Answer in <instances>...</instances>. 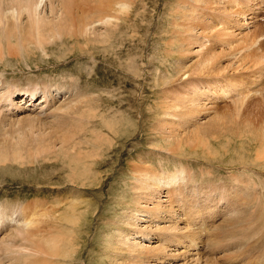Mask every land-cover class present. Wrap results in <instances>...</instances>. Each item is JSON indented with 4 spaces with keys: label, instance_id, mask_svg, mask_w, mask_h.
I'll return each instance as SVG.
<instances>
[{
    "label": "rangeland",
    "instance_id": "1",
    "mask_svg": "<svg viewBox=\"0 0 264 264\" xmlns=\"http://www.w3.org/2000/svg\"><path fill=\"white\" fill-rule=\"evenodd\" d=\"M70 1L78 7L83 5L80 8L85 12H89L93 7L94 9L96 7V11L105 8L104 4L100 5L105 0H92L91 3L89 0V4L85 2L87 0H83L84 3L82 0L80 2L77 0L78 3L76 0ZM127 1L129 6L132 5L127 10L129 12L121 13L123 16L119 14L118 21L115 19L114 23L117 21L115 24H119L118 27H115V24L111 25L110 34L109 31L105 33L109 28L100 27L106 34H102L101 37H107L106 39L100 37V45L99 42L97 46L90 42L88 44L81 36L72 38L61 36L55 39L56 41L53 40L52 44L44 45L49 51L48 57H42L38 54L40 50L38 52L37 49V53L29 55L31 56L29 59L6 60L5 64L0 60V72L6 85L19 83V87H27L33 80H42L46 75H49L47 79L52 77L53 83L61 84L69 82L72 76L69 83L73 88H77L76 93L80 97L77 96V100L76 95L74 97L77 105L75 109L81 113L79 118L72 117L73 113L68 117L65 115V118L58 115V119L62 118L59 121L61 123H57L51 130L37 126V132L46 129L40 134L46 141L58 139L60 142L63 140L62 137L68 138L66 150L54 153L45 160L36 154L26 158L24 162L18 160L21 164L16 161L0 162V210H4L2 214L9 215V220L5 224L9 226L4 228L6 230L3 232L16 230L21 226L19 223L24 220L35 221L44 214L45 217L40 219L36 232L47 231L48 235L64 238H70L71 234H75L77 238L74 236V242L77 243V247H81L73 258H61L58 264H111L113 251L111 252L109 248V240L116 234L118 222L125 209L131 207L132 193L129 192L128 186L132 181L134 166L136 168L139 161H142L160 170V173L174 172L185 167L184 170L188 171L200 186L204 184L211 187H227L230 199L227 209L222 207L223 212L215 215L212 223L206 227V232H201L200 222L195 223L196 231L203 234L201 245L203 252L201 250L200 260L194 264H264V154L259 155L261 158L258 167L252 164L257 158L255 156L257 149L261 147L259 151L264 153V140H261L262 137L264 139V92L256 94L257 90L264 87V42L259 38L264 31V4L261 8L264 0H261L260 4L262 10L257 7L256 0H250L252 8L248 10H254L251 11L253 16L249 19L255 21V26L245 29L243 34L238 33L245 17H239L237 14H233L230 17V24H226L231 30H224L225 28L222 29L220 26L222 24L219 21L227 14L220 3L223 0H209L206 4L198 0ZM238 2L246 11L249 3L244 0ZM208 6H212V9ZM193 11L199 13L203 19H210L208 23L212 24L206 25L198 20V17L191 20L189 14ZM257 13L260 15L259 20H251L257 17ZM126 14L128 16H125ZM197 20L203 26H200ZM185 25L187 29H183ZM207 26H211L212 29ZM235 26L239 27L238 31H235ZM195 27L202 29L200 34L193 31L196 30ZM217 28H220V32ZM221 29L227 31L229 35L232 33L230 38L228 33L226 35L228 38H223L226 36L221 33ZM256 30L257 34L253 37ZM216 32L220 33L222 40L225 39L227 44L224 41L220 42L221 39ZM186 41L190 42V46ZM185 45L192 48L188 50L189 53L186 52ZM197 49L200 52L193 53ZM190 52L198 54L190 57ZM203 55L215 56L213 64L208 66L211 71L206 74L192 71L183 79L182 72H186L181 69L183 65H190L189 69L191 64L201 63ZM32 56H36L35 59ZM13 81H16V84ZM230 88L244 90L237 97L239 103L229 95ZM197 90L202 94L200 100H209L214 105L212 116L205 122L206 126L210 125L214 115L229 116L228 121L225 119L219 122L233 121L234 124L227 125L233 126L235 133L228 132L215 137L212 131L206 133L196 130L198 124L193 121L195 118H191L194 123H190L193 124L191 125L193 132L189 136L183 135L181 138L178 136L176 138L178 141L174 140L175 142L171 144L161 138L158 140V136L152 130L165 112L161 106L172 105L183 99L191 100V97H196ZM240 102L244 103L242 107ZM179 104L187 105L182 101ZM7 110L8 106L0 107L2 112ZM92 110L96 111L95 118L88 116L87 111ZM244 110L250 114L249 121L244 120ZM184 114L182 115L185 117ZM52 117L54 116L45 118ZM27 122L28 126L32 123L29 120ZM179 125H185V122ZM0 126H5L7 128L5 129L11 132L19 129V126L12 123H0ZM71 126L80 128L76 131L79 134L76 132L68 134L71 137L76 135V138H69L66 135L67 131L72 132ZM21 127L25 128L24 125ZM255 129L256 132L261 131L257 133L258 137H261L259 141H255L256 138L248 133ZM169 144L173 147H168ZM71 157L74 159L77 157L80 161L76 164L82 166L77 165L78 168L76 164H70V161H73ZM77 160L73 163L78 162ZM141 166L143 167V163ZM244 166L255 167V172L244 169ZM71 167L77 168L75 171L81 170L82 178H71L69 175L72 172ZM237 179L242 180V183L237 182ZM238 186H244L245 193L239 191ZM211 196L218 200L217 192L213 191ZM71 205H77L78 213L83 214L80 223L82 228L76 227L71 230L69 223L62 220V216L66 212L69 213ZM5 207L8 209L5 210ZM51 213H54L58 220L54 222L47 219L46 215ZM186 217L185 213L184 218ZM209 229L211 231H208ZM18 242L20 243L21 239ZM2 245L0 244V262L6 259L8 252ZM23 245L28 247V242L23 241L21 246ZM37 245L39 246L38 242ZM148 257L145 264H160L151 261L153 260L151 256ZM168 260L164 259L163 264L175 263L172 259ZM177 261L176 264L186 263L182 256ZM10 262L13 261L6 263ZM20 262H24L23 259L18 263L21 264ZM27 262L37 264L38 259L36 256L31 257ZM123 262L129 264L125 259L121 264Z\"/></svg>",
    "mask_w": 264,
    "mask_h": 264
},
{
    "label": "bare ground",
    "instance_id": "2",
    "mask_svg": "<svg viewBox=\"0 0 264 264\" xmlns=\"http://www.w3.org/2000/svg\"><path fill=\"white\" fill-rule=\"evenodd\" d=\"M78 1L80 2V0ZM78 1L76 0L75 2L78 3ZM91 1L92 0H90L89 2V0H87L85 2L91 3ZM198 1L204 2L205 4L209 3L208 2L209 0H198ZM256 1H257L256 5L260 9V4L262 1L261 0H256ZM93 2H97V1H93ZM103 2L99 4L100 5L104 4L105 5L104 9L101 8V9H97L96 11L95 10L96 7L94 9V7L91 6L93 7L95 12H93V9L90 10L92 12L90 11L85 12L83 11V9L80 8L83 6L82 4H81L82 6L78 7L75 5L73 1L70 0H68L67 2H64L63 0H0V60H2L4 62L3 64H5L6 60L16 61V59L19 60V58L29 59L31 57L29 55H31L32 53H34L35 55L37 53L36 52L37 49L38 52L40 50L38 54L42 55V57L44 58L46 56L48 57L49 51L45 47L47 46L46 44L48 43L52 44L53 40L56 41L57 38H61V36L62 37L69 36L70 38L74 36H81L84 41H88V44L90 42L96 45L99 42L100 45L101 44L100 37L102 36V34L108 33V31L110 34L111 25L118 23L117 21L118 19H120V16L119 17L117 16L123 12H126L132 5L130 4L129 6L128 4L129 2L127 0L126 1L105 0V2L104 3ZM244 2L249 3L248 4L249 6H246V11L243 8V6L238 2V0H223L220 2L223 5L224 10L227 12V14L225 13L226 15L224 16V19L222 17L221 18L222 20L219 21L222 24L220 25L222 29L224 28H225L224 30L229 29L226 24L228 23L230 24V17H232L233 14H237L239 17H243V18L245 17L244 22L240 24L242 27L241 28L242 33L239 30L240 33L238 34H243V31L245 29H249L250 27L255 26L254 24L255 21L252 22L249 19V17L253 16L252 15L253 12L251 11L254 10V9H251L250 11L248 10V8H252L250 0H244ZM218 3L219 2H217V5ZM263 4L264 2H262L261 8ZM84 6L86 5L84 4ZM89 8L87 9L89 10ZM210 8L212 9V6ZM180 9L182 8L180 7ZM249 13L251 15H248ZM127 14L125 16H128ZM123 15L121 14V16ZM246 16L248 18H246ZM189 17L191 20L198 17L197 19L198 20L200 19L201 22L206 25L208 22H210V19L208 20L203 19L200 16V14L196 13L195 11H193V13H190ZM259 17L260 15H258L257 13V17H254L253 19L251 18V20L254 19L259 20ZM115 19H117V21L114 23ZM198 20L197 22L199 23ZM189 22L192 21H188V23ZM194 22L197 23L196 21ZM236 22H234V24H236ZM211 24L208 23V25ZM117 25L119 26V24H115V27ZM102 26L104 27L106 26V28L109 27L110 28L109 30L107 29V32L103 33L104 31H101L100 28ZM185 26L186 27L183 29H187V25ZM200 26L203 25L201 24ZM104 27H102V29ZM115 27L113 28V30L115 29ZM190 27L188 29H190ZM209 28H211V26ZM195 29L196 30L193 31L198 32L200 34V31L202 29L199 30L196 27ZM219 29L217 28L218 32H220ZM222 29H221V33L223 32V34L226 36L228 32ZM238 29L239 27L235 26V31H238ZM218 32H216V34L218 35V37H220L221 39V40L219 39L220 42L228 38L227 36L226 37L223 36V38L225 39L222 40V37L221 35H219L220 33ZM234 33L235 32H233V34ZM231 34L229 35L228 33L229 38ZM256 34H257V30L256 33L253 35V37ZM262 34L264 35V31L262 32ZM263 35H260L259 38H261V40L264 42ZM103 37L105 38L106 36ZM103 37L101 38L103 39ZM247 40L249 39L247 38ZM189 43H187L186 41L187 45H189ZM187 45H185L187 47L185 48L187 51L184 50L186 52L192 49L191 47L188 48ZM59 49L62 51L61 48ZM196 51L200 52L199 49H197L194 50L193 53ZM50 52L53 53V51ZM185 54L187 55V53ZM195 54H192L190 52L189 55L191 57V55H195ZM32 57L33 59H35L36 56H32ZM213 57L215 58L214 55L204 56L201 63H197L196 65L191 64V67H189V69L188 66L190 65L188 66L183 65L181 69H183V71H186L184 73L182 72V76H184L183 79H185L186 76H189L192 73V71H201V74H206L207 72L211 71V69L208 68V66L213 64V60H214ZM181 69H180V74H181ZM2 76L3 75L0 72V107L7 108L8 106L9 110L5 112L0 111V123H12L14 125L16 124L17 126H19V129L17 131L11 132V131H7L6 130L7 128L5 126L2 127L0 126L1 127L0 128L1 129L0 162L16 161V163H19L18 160H22V162H24L26 158L32 157L36 154L38 155V157L45 160L46 158L49 159L48 157H51V155L54 153L55 154L58 152L61 153V151H63L64 149L66 150V148L68 147V145H66L67 140H69L68 138L62 137L63 140H61L60 142H58V139L52 141H46L43 139L42 135L40 136V134H42V132L45 131L46 129L51 130L52 127L56 126L57 123L59 124L61 123L59 121H61L62 118L61 119L59 118L60 119L59 120L57 117L58 115L60 117L63 116L64 118L66 116L67 117L70 116V114L72 113L73 114L71 116L74 118H76V116L77 117L81 116V113L75 109L77 105L75 104L74 97L76 95V100H77L78 90L76 87L73 88L71 86V83H69L72 76L68 80L69 82L56 84L52 82V77H50V79H47L49 75H46L45 78L42 80H38V79L33 80L28 84V86L26 85L27 87H21V86L19 87V83L16 84L15 83L16 81L15 82L13 81L16 85H13V83H11L12 85H9L10 83L6 85L7 83L4 84V81L2 80ZM224 79H226V77ZM33 83H35V85H33ZM229 90L231 91L229 95L232 96V99H234V101H236L238 99L237 97L241 95L244 91L242 90V88L241 89L230 88ZM260 91L264 92V87H262V89L257 90L256 94L257 92L259 93ZM72 93H74V95ZM232 93L234 95H232ZM195 95L196 97H191V100L183 99V100H179L178 103L172 105L164 104L165 106L164 105L163 107L161 106V109L165 112L163 113V116H160L156 127L153 128L152 130V132H155V134L158 136L157 137L158 140H160L161 138L162 140L171 144L174 140L178 141L176 140L178 136H180L179 138H181V136L183 135L189 136L193 132V129L191 130V125L193 124L190 125V123L192 122L191 118L193 119L195 118L193 121L198 124V125L195 124L196 127H198L196 130L206 131V133L208 131H212L215 137H217L218 134H224L228 132L235 133L233 126L227 125V123L234 124L233 121H229L226 123L219 122V121H224L225 119L229 118V116L224 117L221 116L220 114L214 115V119L210 121V125L206 126L205 122L209 120L210 117L212 116L211 113L213 112L214 105L209 100L206 99L200 100L199 97H201L202 94H199L198 90ZM180 101H182V103H186L187 105L185 106L184 104H179ZM87 113H89L88 116L91 118H95L96 116V111L94 110H92L91 112L87 111ZM183 113L186 114L185 117L182 115ZM4 115H6V117ZM46 116L48 117L54 116V117H52V119H47L45 118ZM238 116H240V111H238ZM243 116H244V120L249 121L250 114L247 111L244 110ZM27 120H29V122H32L29 126ZM226 121H228V119ZM181 122H185V125L182 126L179 125ZM128 123L130 122L128 121ZM177 124L181 126V128ZM22 125H24L25 128L21 127ZM256 125H258V122L256 123ZM37 126L38 128L39 126L40 127L44 126L46 127V129L42 131L40 129V131L37 132ZM196 127H194V129ZM68 128L70 127L68 126ZM54 129L55 128H53V130ZM73 129H75L74 132ZM79 129H80L79 127H77L76 129L73 126H71L72 132L65 131L67 137L69 138L75 137L76 135H72L71 137L68 134L75 133ZM258 132H256V129L254 131L252 130L250 132L248 131V133L252 135L251 137L254 136L253 138H256L254 139L255 141L260 140L259 139L260 136L258 137L257 135ZM46 134L47 133H45V135ZM94 135L97 136V134ZM248 136L245 135V137ZM262 138L261 140H264ZM203 142H205V140ZM72 144L74 145V142ZM72 144L71 143L69 144V146H71L70 147L71 149L73 147ZM170 144L168 145V147L174 146V143L173 146H170ZM202 144L204 145V143ZM208 148L209 146H207L206 149L208 150ZM259 149L256 150L255 156L257 158L254 157L256 158V160L255 162L252 163L256 167H258L257 165L259 163V159L261 158L259 155L264 154L261 150H260L261 153H259L260 152ZM69 156H71V154H69ZM72 160L73 161L72 162L70 161V164L71 163L76 164L79 163L80 161L77 160V157L75 159L72 158ZM75 160H77L78 162L73 163ZM142 163H143V167L141 166ZM77 165L79 167L80 165L82 166V164H76V166ZM182 167L183 166H181V168ZM71 168H72L71 169L72 172H70L71 174H69L71 175L70 176L71 178L74 179L82 178V175L80 173L81 170L79 171L78 169V171H75L77 168L76 169L73 167ZM134 169H133L134 171L132 172L133 176L131 177L132 181L131 182L129 181L130 184L128 186L129 187L128 189H130L129 192L132 193L131 207L125 209L124 215L118 222V226L116 228V234H113L111 240H109V248H111V252L113 251V253L111 254L113 256L111 264H121V262L124 259L126 261H129V264H145V262L148 261L149 258L148 256L152 257L153 260L151 261L160 264H163L164 259L166 260L172 259L175 262L174 264H176V262H178L177 260H179L181 256L186 260L185 261L186 263L184 264L187 263L194 264L199 262L200 257L202 256L201 245L203 243V234L200 233L206 232L205 231L206 227L212 223V220L215 217V215L217 213H220L221 211L223 212L222 209L223 206L225 210L227 209V206L229 205L228 201L230 200L227 187L226 186L211 187V186H206L204 184L200 186L196 183L197 181L191 177V174L188 173V171L186 172L184 170L185 167L184 169L176 170L174 172L162 171V173H160L159 172L160 170L158 171L157 169L148 165L146 162L139 161V163L136 165V168L134 166ZM244 169H247L248 171H252L253 173L255 172L254 170L255 167L250 168L249 166H244ZM76 172H78L79 175ZM236 181L242 183V180L237 179ZM238 189L239 191L242 192L244 190V186H238ZM213 191L218 193V197H217L218 200H215V198L213 199V197L211 196V193ZM242 193L245 192L243 191ZM233 196L235 195L233 194ZM239 197L240 196L238 195V198ZM71 206H69L71 207L69 213L66 212L67 214L66 213L64 215L62 214L63 215L62 220H65L66 223H69V225L71 226L70 227L71 230L76 229V227L82 228L81 227L82 225L80 223H82L81 221L83 214L82 212L78 213L79 210L77 209L78 207L77 205H71ZM7 209L8 208H6L5 210ZM3 211L0 210V244L1 245L3 244L2 248L6 249V252L7 251L8 252L6 259L3 262H0V264H7L6 262L8 261H13L10 262L9 264H19L18 262L21 259H23L24 261L22 263L20 262L21 264L23 263L29 264L27 260L35 256L38 259L37 264H56L58 261L62 259H67V258L71 259L74 257V254H78V250L81 247L80 246L77 247V243L74 242L75 234H71V230H70V234L72 237L70 238H64L63 236L58 237L53 234L48 235L47 231H41V232L37 231L38 233L35 231V229L39 224L40 219L45 217L44 214H41L38 219L37 218L35 219V221L34 219L33 221L24 220L22 223H19L17 221L21 225V226L18 225L19 227L17 229L19 230L16 229L10 231L9 233L8 231L3 232L6 230L4 228H7L9 226V225L5 226L6 222L9 220V215L2 214L1 212ZM183 212L184 214L185 213L187 214L186 218H184ZM46 218L49 220H53L54 222L58 220V218L54 213L47 214ZM199 222L202 225L200 233L196 231L197 230L196 224H198ZM210 229L208 231H211ZM75 237L77 238V236ZM19 239H21L20 243L18 242ZM23 241L28 242V247H24V245L21 246V243ZM37 242L39 243V246L37 245ZM153 244H155V246H153ZM198 251L200 253H197ZM20 254H22V257H20ZM23 255H26V257ZM24 257L26 258V260H24L25 259ZM131 260L133 261V263H131ZM123 264H125V262H123Z\"/></svg>",
    "mask_w": 264,
    "mask_h": 264
}]
</instances>
